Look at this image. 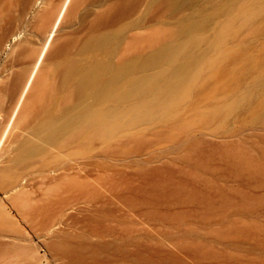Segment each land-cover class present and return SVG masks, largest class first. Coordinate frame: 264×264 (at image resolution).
I'll list each match as a JSON object with an SVG mask.
<instances>
[{"label": "rangeland", "instance_id": "obj_1", "mask_svg": "<svg viewBox=\"0 0 264 264\" xmlns=\"http://www.w3.org/2000/svg\"><path fill=\"white\" fill-rule=\"evenodd\" d=\"M36 1L0 0L4 122L19 93L12 94L13 76L27 75L62 2L38 0L42 5L35 6ZM87 1L75 2L59 43H74L67 47L70 57L91 67L95 82L113 75L121 79L126 65L119 57L110 62L106 57L121 37L132 34H124L120 25L113 29L114 44L82 56L73 53L105 8H89ZM257 2L178 0L180 13L167 12L161 29L152 23L151 32L140 33L167 44L176 68L191 63L188 55L216 56L219 71L205 68L197 81L187 83L165 122L117 135L120 144L105 159H91L94 151L54 145L55 129L69 130L70 115L62 117L61 109L71 103L53 90L58 61L46 62L44 84L0 150V264H264V173L252 161L258 157L257 139L226 141L222 134L229 122L223 104L216 102L225 93L224 61L236 54L229 44L244 36L241 15ZM214 42L220 53L212 51ZM100 91L92 87L89 97ZM214 101L220 104L217 119L211 117ZM89 160L94 163L85 165ZM16 186L19 198L5 197Z\"/></svg>", "mask_w": 264, "mask_h": 264}, {"label": "bare ground", "instance_id": "obj_2", "mask_svg": "<svg viewBox=\"0 0 264 264\" xmlns=\"http://www.w3.org/2000/svg\"><path fill=\"white\" fill-rule=\"evenodd\" d=\"M37 1L35 6L42 5V1ZM76 1L62 0L27 75L21 73L13 76L12 94L17 91L19 93L8 120L4 122L0 116V150L17 119L24 118L26 113L23 112H27L28 103L44 84L48 61H58L53 73L58 80L53 83V90L63 94V102L71 103L67 108L61 109L62 117L70 115L69 130L65 132L63 126H58L55 129L54 145L57 148L71 145L94 151L91 159H105L108 154H112L120 144L114 140L117 135L129 136L131 131L143 124L168 120L187 83L197 81L205 68H211L214 73L219 71L216 56L191 59L188 55L186 57L191 63L176 68V56L170 54L167 44L152 42L150 37L140 34L151 32L152 29H149L152 23L161 29L160 19L167 12L171 16L180 13L183 8L177 5L178 0H103L102 4L88 0L86 6L89 8H105L94 16L87 39L79 44L74 54L82 56L114 44L116 32L113 29L119 25L124 34L132 33L121 37L112 52L106 53L109 62L114 56L121 58V64L126 65L124 76L120 79L113 75L105 83H97L91 77V67L83 66L70 57L72 52L67 47L74 46V43H59L58 40L59 32L70 17ZM141 10L144 13L142 17H138ZM89 15L88 12L87 16ZM241 19L244 36L229 44L228 49L236 51V54L224 61L225 68L221 72L223 78H226L225 93L218 96L216 102L223 104L224 118L229 122L226 127L228 130L225 129L222 137L232 143L233 139L240 137H255L257 141L253 146L256 147L258 157L252 161L264 173V0H258L255 9L244 10ZM170 34L173 38L178 35L176 31ZM140 45H145L141 52L135 51ZM216 48L218 46L214 42L212 51L220 53ZM25 53L24 50L20 55ZM123 69L119 65L115 70L120 74ZM153 70L157 71L155 76L152 74ZM217 83L216 78L212 84ZM92 87L101 90L98 97H89ZM216 102L214 101L211 113L214 119L219 118L221 113L216 108L220 104ZM92 162L93 160H89L85 165H91L94 163ZM242 164L250 166L252 162L244 161ZM19 194L20 188L16 186L5 197L13 195L12 197L19 198Z\"/></svg>", "mask_w": 264, "mask_h": 264}]
</instances>
